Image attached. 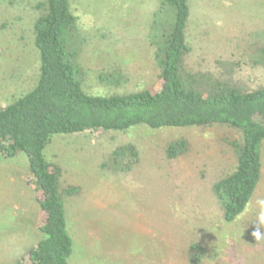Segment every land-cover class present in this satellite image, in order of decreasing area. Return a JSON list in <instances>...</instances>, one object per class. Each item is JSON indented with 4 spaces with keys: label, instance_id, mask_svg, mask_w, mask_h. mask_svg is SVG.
Wrapping results in <instances>:
<instances>
[{
    "label": "rangeland",
    "instance_id": "1",
    "mask_svg": "<svg viewBox=\"0 0 264 264\" xmlns=\"http://www.w3.org/2000/svg\"><path fill=\"white\" fill-rule=\"evenodd\" d=\"M40 1L0 0V108L37 81L33 25ZM159 3L70 0L76 20L64 33L65 55L78 67L86 94L159 88L152 43L164 27L154 25ZM189 5L185 72L245 90L264 86V0ZM181 139L186 152L167 157V146ZM240 141L237 129L218 124L54 134L44 154L59 167L61 189L77 187L63 198L73 239L69 264H264V235H252L264 213V140L261 179L236 221L223 220L212 192V184L234 169L232 143ZM130 146L136 159H113ZM31 178L23 152L0 155V264H14L40 238L43 214ZM192 243L204 249L198 261Z\"/></svg>",
    "mask_w": 264,
    "mask_h": 264
},
{
    "label": "trees",
    "instance_id": "2",
    "mask_svg": "<svg viewBox=\"0 0 264 264\" xmlns=\"http://www.w3.org/2000/svg\"><path fill=\"white\" fill-rule=\"evenodd\" d=\"M36 7L41 10L33 25L39 54L37 81L24 95L0 108V155H26L34 199L43 214L38 225L39 240L14 264H69L73 253L63 198L76 194L77 187L61 189L59 167L44 154L54 134L125 131L139 124L150 128L214 124L235 128L241 134V141L232 143L235 167L212 184V192L223 220L236 221L261 179L264 86L245 90L209 77L197 79L185 72L183 60L190 49L185 34L189 0H160L154 25L164 27L152 38L159 88L107 96L86 94L78 67L65 55L64 33L74 27L76 20L70 0H43ZM186 150L187 143L176 140L167 146L166 155L176 158ZM122 155L137 158L133 146L115 151L113 159ZM189 250L198 261L204 249L192 243Z\"/></svg>",
    "mask_w": 264,
    "mask_h": 264
},
{
    "label": "clouds",
    "instance_id": "3",
    "mask_svg": "<svg viewBox=\"0 0 264 264\" xmlns=\"http://www.w3.org/2000/svg\"><path fill=\"white\" fill-rule=\"evenodd\" d=\"M258 227L256 230L253 231L252 235L256 238V239H260L262 235H264V233H262L259 230V227L264 226V213H262L259 217H258Z\"/></svg>",
    "mask_w": 264,
    "mask_h": 264
}]
</instances>
